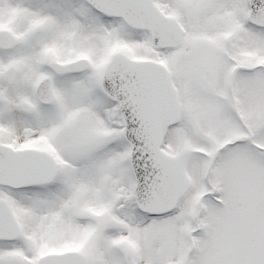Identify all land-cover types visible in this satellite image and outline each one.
<instances>
[{"label": "snow or ice", "instance_id": "1", "mask_svg": "<svg viewBox=\"0 0 264 264\" xmlns=\"http://www.w3.org/2000/svg\"><path fill=\"white\" fill-rule=\"evenodd\" d=\"M0 264H264V0H0Z\"/></svg>", "mask_w": 264, "mask_h": 264}]
</instances>
